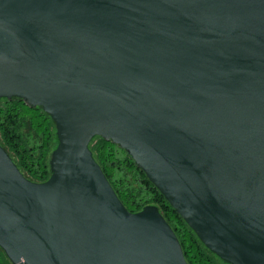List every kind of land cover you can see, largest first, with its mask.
Listing matches in <instances>:
<instances>
[{
    "label": "water",
    "instance_id": "95a60500",
    "mask_svg": "<svg viewBox=\"0 0 264 264\" xmlns=\"http://www.w3.org/2000/svg\"><path fill=\"white\" fill-rule=\"evenodd\" d=\"M55 124L49 177L0 143L11 264H188L90 149L125 150L223 264H264V0H0V100Z\"/></svg>",
    "mask_w": 264,
    "mask_h": 264
},
{
    "label": "trees",
    "instance_id": "16d2710c",
    "mask_svg": "<svg viewBox=\"0 0 264 264\" xmlns=\"http://www.w3.org/2000/svg\"><path fill=\"white\" fill-rule=\"evenodd\" d=\"M54 141L55 124L41 108L27 106L18 99L0 100V143L27 178L41 182L49 177V153ZM90 149L129 211H138L149 204L158 207L177 235L188 264H223L125 150L101 137L90 142ZM0 264H11L1 249Z\"/></svg>",
    "mask_w": 264,
    "mask_h": 264
}]
</instances>
